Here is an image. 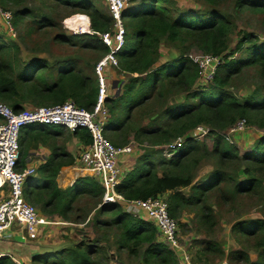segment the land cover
<instances>
[{"label":"trees","instance_id":"1","mask_svg":"<svg viewBox=\"0 0 264 264\" xmlns=\"http://www.w3.org/2000/svg\"><path fill=\"white\" fill-rule=\"evenodd\" d=\"M49 1L72 9L73 13L88 14L94 32L106 33L112 28V19L96 7L94 0ZM204 1L211 7L210 10H176L175 16L167 7L169 0H143L141 4L124 12L123 22L127 32L124 46L116 54L118 68L138 77L132 78L124 92L114 97L120 100L118 106L111 104L112 98L108 99L109 119L104 134L107 139L115 142L113 145L124 146L123 136L119 132L130 125L133 112L137 111L136 118L148 116L166 93L185 94L182 101L176 100L158 108L156 119L151 118L149 125L135 128L136 141L133 142H143L146 145L141 144L144 147L143 153L136 160L135 166L120 180L115 191L125 200H146L150 197L164 196L169 205V214L175 220L183 208L187 206L197 208L204 204L200 207L202 211H206L202 220L212 228L215 222L211 208L205 206V195L217 190L223 182L232 181V178L220 168H216L204 180L194 182V171L203 158L211 155L217 159L218 164L234 160L244 161L246 166L243 172L246 176L235 180L232 193L234 195L262 193L264 136L255 139L252 149L240 156L237 148L231 146L226 137L219 133L228 130L239 119H244L248 126L255 125L264 130V95L257 99L252 94L239 101L228 90L231 78L239 75L245 68L258 66L264 77V39L259 44V39L254 34L242 33L235 48L230 50L228 45L232 28L230 21L223 13L213 8L217 0ZM24 2L25 0H0V4L5 7L11 5L17 8L12 12L14 26L29 15L26 6L19 7ZM235 6L264 15V0H235ZM33 22L37 28L31 29V34L50 25L45 18H33ZM80 36L85 38L81 43L82 47L97 50L102 54L108 53V48L96 35ZM162 40L181 45L183 53L157 65L160 59L158 48ZM190 45H195L205 55L222 58V63L215 71L213 85L207 89L204 85L197 84V66L186 56ZM13 47L18 49L16 46ZM9 48L6 44L0 43V102L7 103L15 112L29 107L62 105L67 101L73 102L78 108L93 110L98 93L96 79L76 69L75 61H58L49 66L48 61L43 59L21 61L13 56L6 59ZM243 48L246 52L244 58H232ZM66 63L69 66H66ZM201 125L210 128V133L216 136L209 155L206 154L207 150L203 144L187 137ZM53 128L55 127L44 125L23 128L20 154L21 152L27 154L24 151L26 142H29L28 148L36 147L37 144L51 146V155L38 168L39 179L34 183L33 180H28L35 177H30L26 184L34 186L37 205L43 214L57 215L65 220L81 197L101 198L103 189L91 177L77 178L72 186L65 189L58 187L56 177L61 167L71 163L73 158L54 145L66 130L61 127ZM68 133L71 137L78 138L84 146L91 142L90 135L85 129ZM182 137L185 138L184 143L174 150L170 159H165L162 156L163 147ZM185 189L190 191L187 195L182 192ZM24 197L25 200H31V192H24ZM123 208L125 209V206L120 202L106 203L99 211L113 214L111 221H104L103 225L119 226L122 229L119 243L131 246L134 255H138L140 247L146 246L143 252L145 264H177L174 253L160 242L156 226L123 212ZM231 230L246 237L259 238L256 245L260 262L255 264H261L264 261V220H242ZM79 245L82 246L81 244L73 246ZM91 251H93L91 247H86L83 257L77 262L74 257L78 250L74 249L42 254L36 252L29 255L26 261L29 260L31 264H63L61 261L68 256L71 257L73 264H93L89 257L95 252ZM204 251L223 254L215 244H208ZM55 252L60 253L58 261L50 259ZM229 258L249 262V256L244 252H232ZM0 264L16 263L10 256L2 255Z\"/></svg>","mask_w":264,"mask_h":264},{"label":"rangeland","instance_id":"2","mask_svg":"<svg viewBox=\"0 0 264 264\" xmlns=\"http://www.w3.org/2000/svg\"><path fill=\"white\" fill-rule=\"evenodd\" d=\"M142 2L143 0H129L127 9L133 8ZM94 4L101 12L108 15L107 7L103 0H94ZM0 6L11 12L17 9L11 5L5 7L0 4ZM22 6H26L29 15L23 17V19L14 26L15 34L8 37L0 28V43H4L10 47L8 50L9 55L5 57L6 59H10L11 56L18 57L21 61L43 59L48 61L49 66L58 61L71 60L75 61L76 69L96 79L94 74L96 64L105 54L97 50H90L86 47H82L81 43L85 38L81 37L80 33H72L65 26L66 24L71 28V22L78 19L77 17H71L72 15L85 13H73L72 9L62 7L49 0H25L23 5L19 7ZM167 7L171 10L173 16L176 15V10L208 11L211 9L204 0H169ZM213 8L223 13L232 25L228 41L230 50L235 48L242 37V33L254 34L257 39H259V44L263 42V14L256 13L247 8H236L235 0H217ZM85 15L88 16V14ZM33 18H45L50 25H48L49 27L47 26L48 28L39 29L31 34V29L37 28V25L33 22ZM56 37L58 39H56ZM59 38L65 39L60 40ZM13 46H16L18 49L16 50ZM181 47L182 46L179 44H170L168 41L162 40L158 48L160 55L159 64L170 58L182 55L183 50ZM245 53L243 48L234 54L232 58H244ZM202 55L204 54L201 53L195 45H190L187 49L186 56L191 60ZM65 65L69 66L68 63ZM259 69L258 66L245 68L239 75L232 77L229 82V92L239 101L243 100L245 97H250L252 94L255 95L257 99L263 97L264 77H262ZM106 72H111V74L109 73L110 75L108 74L109 81L112 79H121L124 81L123 85L120 86L118 90L109 86V98H112L111 104L118 106L120 100L114 97L124 92L126 87L130 84L131 79L138 76L123 72L118 67L108 68ZM206 83L208 82H202L203 85ZM211 85H213L212 82L204 85V88L207 89ZM184 96L185 94L177 95V93H166L161 99V102L156 104L157 107H155L148 116L145 115L141 118H136L138 116V114H135L137 111L133 112L130 125H127V127H125L126 129H122L119 132V134L123 136L124 140L122 141L125 142L124 145L143 144V142H133L135 140V128L137 127L138 129L143 125H149L151 123V118H155L158 114V108L169 105L176 100L182 101L185 98ZM4 104L7 105V103ZM120 115L124 116L123 114ZM53 129L59 128L57 126V128L55 127ZM226 131L227 130L220 132L219 134L225 136L228 143L237 148L240 156L252 149L255 139L264 136V130L259 129L255 125H249L242 133V137H245L244 135L246 133H248L247 137L249 136L248 138L245 137L242 145L240 136L228 135V131ZM68 132L69 131L66 130L60 140L70 141L73 137H71ZM215 137L214 134L208 133L196 142L203 144L207 150V153H205L208 154L212 150ZM111 142L113 144L115 143L112 140ZM27 144H29V142L24 144L26 145L24 147L25 154L29 152L28 149L32 148H28ZM57 144L59 143H54L55 146ZM144 145L146 144H143V146ZM143 146L140 147L137 145L135 152L142 154V149H144ZM136 153H132L131 155ZM26 155L21 152L22 162L27 157ZM245 166L246 163L241 160L226 161L222 164H218L217 159L210 155L203 158L194 171V182L204 180L216 168H220L227 176H231L232 181L227 183L223 182L217 190L211 191L205 195V206L211 208V214L215 222L212 228L208 227L202 220L206 215V211H202L200 207H203L204 204L197 208L187 206L177 214L176 220L179 223V244L184 247L189 264H255L260 262L256 245L259 238L257 236L246 237L241 234L233 233L231 230L237 222L242 220H264V183L261 194L234 195L232 193L235 180L245 178L246 176L243 172ZM77 169L79 176H76V178L91 177L97 181L95 177L91 176L90 172L86 171L81 166H78ZM38 176L37 169L34 175L35 179L31 178L28 181L33 180L34 183H36L39 179ZM61 186L60 184V188H62ZM33 187V185L25 183L24 192H31V200H26L39 212V218L43 222V226H41L42 234L39 241L32 242L38 250L32 253L30 252V256L36 252L42 254L46 252L50 253V251L53 252L55 250L65 252L66 250L74 249L78 250L77 255L74 257L77 262L83 257V251L86 247H91L95 252L94 255L89 257L93 264H145L143 263V252L146 246L140 247L138 255H134L131 252V246H123L119 243L122 235V229L119 226L103 225L104 221L110 222L113 217V214L110 212L99 213L102 205L106 204L103 203V196L97 199L91 196L81 197L73 206L72 212L68 214V218L64 220L57 215H45L40 211V206L37 205ZM182 192L187 195L190 191L189 189H185ZM228 193H230L231 196ZM122 211L128 212L124 208ZM160 242H162V240H160ZM76 244H81L82 246H73ZM208 244L217 245L218 248L222 250L223 254H219L216 251H204ZM29 250L32 249L29 248ZM236 251L246 253L249 256V262L229 258V255ZM59 255L60 253L55 252L50 259L52 261H58ZM15 259L18 260V258ZM176 260L177 264H185L181 261V258L176 257ZM18 261L31 264L29 260ZM61 262L63 264H73L71 257L68 256L64 257ZM262 263L264 264V261Z\"/></svg>","mask_w":264,"mask_h":264},{"label":"built area","instance_id":"3","mask_svg":"<svg viewBox=\"0 0 264 264\" xmlns=\"http://www.w3.org/2000/svg\"><path fill=\"white\" fill-rule=\"evenodd\" d=\"M108 16L112 19V28L106 33L94 32L89 18L85 14L71 17L85 18V28L78 25L67 29L74 34L96 35L97 39L108 48V53L96 64L95 78L98 87L96 103L92 111L78 108L73 102L62 105L24 108L13 111L11 107L0 102V239H6V233L16 230L23 241L38 242L43 226L37 209L24 197L26 181L36 173L34 167H21L20 137L22 129L30 125L61 127L74 132L85 129L91 142L83 146L78 162L82 168L95 177L103 189V203H122L133 217L141 218L156 226L158 238L174 255L188 263L184 247L179 244V225L169 214V205L163 196L150 197L146 200H125L115 191L121 180L119 158L131 154L138 144L115 146L105 137L104 129L109 119L107 101L109 99V82L105 75L108 68L118 67L116 54L125 42L126 29L123 14L129 0H104ZM12 12L0 6V28L8 36L15 34ZM198 70V83L212 82L217 67L222 63L221 56L202 55L193 59ZM206 83V84H208ZM204 84V85H206ZM116 89V87H115ZM244 119H239L228 131V135L242 133L247 129ZM226 131V132H227ZM210 133V128L197 126L187 137L197 141ZM185 138H177L163 147L162 156L170 159L174 150L184 143ZM141 146V145H139ZM37 240V241H36ZM2 256V255H0ZM14 263L25 264L10 256Z\"/></svg>","mask_w":264,"mask_h":264},{"label":"crops","instance_id":"4","mask_svg":"<svg viewBox=\"0 0 264 264\" xmlns=\"http://www.w3.org/2000/svg\"><path fill=\"white\" fill-rule=\"evenodd\" d=\"M159 62L157 64H159ZM109 73L111 74V72H105L107 79H109L108 78V76L110 75ZM110 81L108 80L110 84L109 86H111L112 88L116 87L117 90L120 89V86H122L124 83V81L121 79H112ZM242 133H238L233 136H237V137L240 136L241 143L243 145L244 143L243 140H245V137H247L248 133L244 135L245 137H242ZM56 142L59 143L57 144L56 147H58L61 151L67 152L71 156V158H73V161L71 163L61 167L56 177V183L58 187L60 188V184H61L62 189H65L67 187L72 186L74 181L77 179L76 176H79V172L77 171L78 170L77 168L78 166L80 167L81 164L78 162V156L84 145L78 140V138H71L70 141H65V140L62 141L60 139H57ZM28 151L29 152L26 155L27 157L23 162H22V158H20V163L22 168L26 166L27 167L31 166L34 167L35 170H37L38 167L44 164L51 155V149L48 144L46 145L37 144L36 147H32ZM135 151L136 150H134L132 153H136ZM131 154L123 155L119 158V169L121 172V179L124 177V175L127 172H129L135 166L136 160L141 155V153L140 154L136 153L134 155ZM62 159H67V158L62 157ZM125 210H127V208H125ZM5 237H6L5 240L0 239V255L13 256L15 258H18L19 260L24 261L27 259L30 252L32 253L37 250V247L35 246L33 247L32 243L23 241V239L20 236V233L15 230L14 231L10 230L9 232H7ZM29 248L32 250H29ZM185 264H189V262Z\"/></svg>","mask_w":264,"mask_h":264},{"label":"bare ground","instance_id":"5","mask_svg":"<svg viewBox=\"0 0 264 264\" xmlns=\"http://www.w3.org/2000/svg\"><path fill=\"white\" fill-rule=\"evenodd\" d=\"M86 22H87V20L86 19H84V18H81V19H76V20H73L72 22H71V28H76L78 25H82L83 26V28H85V24H86ZM42 224H43V222H42Z\"/></svg>","mask_w":264,"mask_h":264},{"label":"clouds","instance_id":"6","mask_svg":"<svg viewBox=\"0 0 264 264\" xmlns=\"http://www.w3.org/2000/svg\"><path fill=\"white\" fill-rule=\"evenodd\" d=\"M87 16V15H86ZM88 17V16H87ZM89 18V17H88ZM89 21H90V19H89ZM91 26V25H90ZM116 57H117V55H116ZM141 147V146H140Z\"/></svg>","mask_w":264,"mask_h":264},{"label":"water","instance_id":"7","mask_svg":"<svg viewBox=\"0 0 264 264\" xmlns=\"http://www.w3.org/2000/svg\"><path fill=\"white\" fill-rule=\"evenodd\" d=\"M115 88V87H114Z\"/></svg>","mask_w":264,"mask_h":264}]
</instances>
